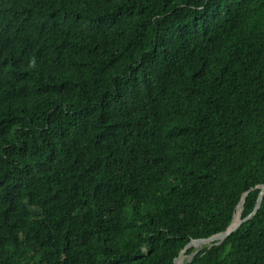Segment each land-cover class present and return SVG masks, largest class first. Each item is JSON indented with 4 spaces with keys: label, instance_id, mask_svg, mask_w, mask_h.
<instances>
[{
    "label": "trees",
    "instance_id": "trees-1",
    "mask_svg": "<svg viewBox=\"0 0 264 264\" xmlns=\"http://www.w3.org/2000/svg\"><path fill=\"white\" fill-rule=\"evenodd\" d=\"M261 185L264 0H0V264H175ZM186 254L264 264V195Z\"/></svg>",
    "mask_w": 264,
    "mask_h": 264
},
{
    "label": "water",
    "instance_id": "water-1",
    "mask_svg": "<svg viewBox=\"0 0 264 264\" xmlns=\"http://www.w3.org/2000/svg\"><path fill=\"white\" fill-rule=\"evenodd\" d=\"M255 188H260L262 189L261 190V193L259 195V198H258V201H257V204H256V207H255V210L249 215L247 216L246 218L242 219L241 218V209H242V206L244 204V201L246 199V197L248 196L249 192L251 191L248 190L244 193V195L242 196L238 206H237V211L233 217V220L232 222L230 223V225L226 228V230L220 232V233H217V234H214L210 237H208L207 239H203V240H193L191 241L186 247L185 249L181 252V254L179 255V257L177 258V260L175 261V264H178L179 260L182 259L183 257H185L186 253L188 250L190 249H195L196 252H198L201 248L205 247L206 245L208 247L214 245V243H220L222 240H224L225 238H227L232 232H234L241 223H243L244 221L248 220L249 218H251L255 212L258 210L259 206H260V203H261V200H262V197L264 195V185H261V186H257ZM253 189V188H252ZM219 240V241H218ZM191 256V259L194 255H190ZM189 262V261H188Z\"/></svg>",
    "mask_w": 264,
    "mask_h": 264
},
{
    "label": "rangeland",
    "instance_id": "rangeland-1",
    "mask_svg": "<svg viewBox=\"0 0 264 264\" xmlns=\"http://www.w3.org/2000/svg\"><path fill=\"white\" fill-rule=\"evenodd\" d=\"M190 259H191V256L186 254L184 257V264H186Z\"/></svg>",
    "mask_w": 264,
    "mask_h": 264
},
{
    "label": "bare ground",
    "instance_id": "bare-ground-1",
    "mask_svg": "<svg viewBox=\"0 0 264 264\" xmlns=\"http://www.w3.org/2000/svg\"><path fill=\"white\" fill-rule=\"evenodd\" d=\"M206 249V248H205ZM191 260V259H190ZM180 261V260H179ZM186 263V262H185ZM178 264H184V260H182L181 262H178Z\"/></svg>",
    "mask_w": 264,
    "mask_h": 264
}]
</instances>
